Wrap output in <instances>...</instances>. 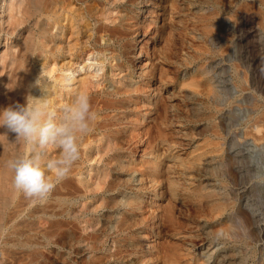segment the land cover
<instances>
[{"label": "rangeland", "instance_id": "rangeland-1", "mask_svg": "<svg viewBox=\"0 0 264 264\" xmlns=\"http://www.w3.org/2000/svg\"><path fill=\"white\" fill-rule=\"evenodd\" d=\"M16 1H9L14 8L22 0ZM125 6L136 26L118 42L105 36L97 44L95 34L88 39L91 31L70 32L65 20L54 27L46 15L39 17L49 41L32 64L31 89L39 86L38 77L40 84H52L42 97L58 116L78 94L121 97L118 87L127 83L139 88V103L136 96L126 103L140 113L130 114L135 135L126 131L124 147L113 157L105 141L99 148L92 144L88 154L79 145L80 158L67 176L72 210L57 218L70 222L72 238L65 245L45 237L58 204L52 192L41 201L14 189L8 203L0 201V264H31L35 251L44 252L42 264H51L56 251L72 264L98 256L109 261L117 248L121 253L107 264H141L144 258L143 264H164L159 251L166 247L177 252L178 264L191 258L221 264L223 255L235 252L241 264H264V0H132ZM14 12L0 7L1 26L7 28L2 18ZM35 18L20 26L24 35L33 30L39 36ZM4 32L0 56L16 53L23 41L18 30L8 41ZM121 62L130 66H116ZM58 155L50 146L48 156ZM120 160L133 166L119 168ZM104 179L120 186L99 188ZM135 197L139 205L129 208L127 200ZM107 198L116 207L104 208ZM164 207L172 208L173 223L163 224ZM127 215L133 223L128 235L116 228ZM93 232L98 239L87 238ZM125 236L134 238L138 253L124 246Z\"/></svg>", "mask_w": 264, "mask_h": 264}, {"label": "bare ground", "instance_id": "bare-ground-1", "mask_svg": "<svg viewBox=\"0 0 264 264\" xmlns=\"http://www.w3.org/2000/svg\"><path fill=\"white\" fill-rule=\"evenodd\" d=\"M9 1L10 0H3L2 5H0V7H2V12L4 13L9 9L10 10L14 9L15 12L10 13L7 20H4V18H2L3 24L5 25V23H7V28L1 26L0 24V33L2 31H5L7 37L4 38L5 41L6 40L8 41L9 40L8 35L14 36L15 31L18 30L19 35L20 36L23 35V41L17 44L19 46V50L16 53L8 51L0 56V108L12 106L17 103L26 104L27 98L29 100H32L33 97L37 99L41 98V101L38 102H46V100L42 97L43 92H45V90L52 92L50 89L52 84L48 82L42 83L39 86H36L35 88L31 89L35 81V74L32 71V64L33 62L34 63L38 62L39 57H41L44 48L48 46V41H49L48 37H46L45 31L42 30L45 26V23L43 20L40 21L39 17L46 15L47 18L49 19V25L54 27L60 26L62 22L65 20L67 21V24L71 26L70 32H73V29H76L77 33L83 32L84 30L86 33L91 31V34H87L88 39L92 38V33L95 34L94 41L97 44H99L100 40L104 39L105 36H107L108 42H110L111 40H114V42H118L122 39L124 41V38H126L127 36L133 33V28L136 26L134 17L130 14L131 10H128V7L125 6L126 3H130L132 0H127L124 4L121 3L123 0H22L18 5L15 6V8L12 2ZM122 13H124V15H122ZM32 16L38 17L35 18L36 20H34L33 23L35 26H38V29L40 30V34L38 37L35 35V32H33V30H29L27 35H24L20 30V26L22 24L27 23ZM94 19H95L94 22L96 23L92 24L91 21ZM117 20H119L118 24L115 23ZM68 25H65V28ZM44 38H46V40ZM122 47H125V45H122ZM110 49L112 48L110 47L105 48L104 46L103 47L100 46V51H102L103 53ZM35 52L38 53L36 54ZM111 53L113 57L117 55L115 54L116 49H112ZM41 64L44 66L47 63L45 64L44 62H42ZM116 66L120 68L123 67L128 68L130 65H126L125 63L121 62V63H117ZM130 78L131 77L129 76H124L122 79H124V81H127ZM36 79L39 80V77ZM121 83L123 84L125 82H121ZM125 85H126L125 87H118L117 94H120L121 97H117V96H116L117 98L89 97L91 109L96 113V119L91 122L90 132L79 139V145L85 146L84 147L85 154H88L91 151L92 144H96L97 148H99L100 146H102V143L105 141L106 142L104 144L105 152L107 154L110 151L113 152L112 155L110 154V156L113 157L115 155L114 150H116V148L122 149L124 147L122 138L125 137L124 134H126V131L130 129L131 130L130 134H133L132 136L135 135L134 130L131 129L132 128L131 123H129L130 114L133 113L132 116H135L137 115V113L140 112H137L136 108H133L135 109L133 112L132 108L128 106V103L133 100V99L131 100L130 98L134 96L137 97L136 105L139 103L137 100H139L140 98L138 97V95L135 94L139 91V88H132L131 85L128 83ZM52 99L49 100V103L52 102ZM128 100L129 102L126 103ZM107 110L116 111L117 113L114 115L111 114L108 115L106 114ZM102 112H105V114L99 115ZM122 124H126V126L121 128ZM25 150L26 151L30 150V146L22 141L16 140L15 133L8 131L4 127H0V167H2L0 172V183H1L0 201H2V203L4 204L8 203L9 201L8 195L14 192V187L12 183L13 174L6 166L7 161L11 158L18 156L19 154H22V152H25ZM115 157H117V155ZM116 163H120L119 168H124V167L130 168L133 166L131 162L126 163L121 160ZM119 184L120 183L118 182L116 183L114 181L113 182L109 181L107 183L106 179L102 181L99 180L97 182L99 188L102 187V189L105 188V190H113L115 188H118L120 186ZM70 187H71V179L67 177L58 185H56V187L52 191V195H55L58 198V204L52 208L53 211L51 212L52 213L51 218L48 219L49 229L45 233V237L49 239L51 244H54L59 247L61 246V244L65 245L68 239L72 238V234L70 233L72 232V230L69 227L70 222L66 221L65 219H64L65 221L57 219L59 216L61 218V216L66 215V213L68 214L72 210V207L69 205L67 201L68 199L65 197L70 193L69 192ZM137 201H138L137 198L127 200V206L129 208H136L137 205H139V202ZM117 204L118 203L109 201L108 198L103 199L102 201V206L104 208H108V207L113 208L114 206L116 207ZM138 208L141 207L139 206ZM171 209H169L168 207H164V209L162 210V212L164 211L162 214V222L164 225L168 223H173L174 219L171 214ZM109 217L111 216L106 215V220ZM132 226L133 223L130 220L129 216L127 215L117 222L116 228L118 231L121 232L127 231V235H128V233L132 231L131 230ZM167 226H170V224ZM105 228H104L105 235L106 233L109 235L110 234V232L108 233L109 228L108 229ZM97 233L94 232L90 233L87 235V238L98 239L99 236L97 235ZM128 238L129 237L125 236L123 239L126 241ZM113 241L117 242V239H113ZM133 241L134 238L130 239V242L126 241L124 246L131 247L130 253H134V252L138 253L137 248L139 245L137 243H134ZM69 248L72 249L71 247ZM172 249H169L167 247L160 249L159 254L162 253L160 259L163 260L162 262H164V264H178L177 252L173 251ZM119 253L121 252L117 248L116 251L113 252L108 257L110 258L109 261H111L112 258H114L115 260V257H118ZM193 254L194 251L185 252V256L187 257L188 255L193 256ZM240 255L241 254H239L238 252L227 253L223 255L222 259L219 260V262L221 264H241L243 260L238 259V256ZM44 258H45L44 252L35 251L34 255L31 258L30 263L42 264ZM104 259H106V257L105 258L99 256L93 257L91 260H89V262H86L84 264H107L106 262L109 261H105ZM144 259H142L141 261L142 262L145 261ZM152 259L155 260V258ZM50 260L51 261L49 262L51 264H72L70 261H68V258H63V255H61L60 251H56L54 254V258H51ZM157 260H155L154 263ZM192 261H193L192 258L190 260L188 259L186 260V264H197V262L200 260L194 259L193 263ZM139 262L140 261H137L134 264H139ZM142 262L141 264H143Z\"/></svg>", "mask_w": 264, "mask_h": 264}, {"label": "clouds", "instance_id": "clouds-1", "mask_svg": "<svg viewBox=\"0 0 264 264\" xmlns=\"http://www.w3.org/2000/svg\"><path fill=\"white\" fill-rule=\"evenodd\" d=\"M37 84L40 85L39 80ZM38 101L41 98H27L26 104L0 108V127L30 146L27 153L7 161L14 189L27 198L43 201L79 160V139L90 132L96 113L88 95L83 93L65 105L59 116L47 102ZM50 146L59 149L57 157L48 156Z\"/></svg>", "mask_w": 264, "mask_h": 264}]
</instances>
